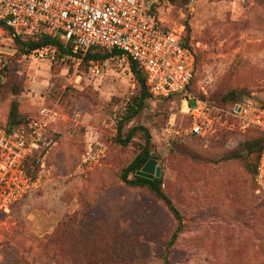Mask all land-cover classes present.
<instances>
[{
	"label": "rangeland",
	"instance_id": "374dc122",
	"mask_svg": "<svg viewBox=\"0 0 264 264\" xmlns=\"http://www.w3.org/2000/svg\"><path fill=\"white\" fill-rule=\"evenodd\" d=\"M154 4L160 25L181 30L191 46L194 73L186 93L150 98L127 122L123 116L138 85L125 60L99 62L96 78L81 61L75 78L73 60L52 48L23 54L9 34H0L9 62L0 122L13 102L24 124L41 109L54 114L27 163L38 188L10 215L0 214V264H264V193L254 191L253 157H242L243 141L254 131L239 130L215 110L238 96L264 103V0ZM188 97L212 108L205 136L189 133ZM134 127L148 131L154 161L148 174L159 169L162 190L181 217L168 250L176 220L148 190L127 187L119 177L144 144L141 132L122 143ZM89 148L102 149L103 156L87 167L82 157ZM49 214L56 223L40 228ZM110 244L106 252L118 254L117 261L100 254Z\"/></svg>",
	"mask_w": 264,
	"mask_h": 264
},
{
	"label": "built area",
	"instance_id": "2783aa9c",
	"mask_svg": "<svg viewBox=\"0 0 264 264\" xmlns=\"http://www.w3.org/2000/svg\"><path fill=\"white\" fill-rule=\"evenodd\" d=\"M157 0H0V23L20 38L40 34L60 35L71 43L66 59L74 61L72 76L80 78L78 65L90 48L118 51L141 66L152 99L186 93L193 73V56L182 44L181 30H169L150 13ZM0 34L5 29L0 27ZM0 51L1 72L6 64ZM99 62L89 63L88 76L98 77ZM190 99L191 102L188 100ZM185 98L192 118L189 133L205 136L212 127L210 108L196 98ZM217 113L237 123L238 129L254 127L262 134V147L255 167V193L264 190V104L250 97L237 98ZM54 114L41 109L39 116L8 132L0 122V214L39 186V178L27 173L31 155L42 146L43 132ZM233 125H230L232 128ZM100 148H89L82 157L87 167L99 164Z\"/></svg>",
	"mask_w": 264,
	"mask_h": 264
},
{
	"label": "trees",
	"instance_id": "16d2710c",
	"mask_svg": "<svg viewBox=\"0 0 264 264\" xmlns=\"http://www.w3.org/2000/svg\"><path fill=\"white\" fill-rule=\"evenodd\" d=\"M159 0H157L156 2H158ZM168 3H176L179 0H166ZM154 2V3H156ZM152 4L150 7V13H153L156 18L158 19L157 15L154 12V5ZM0 27H2L3 29H5V33L9 34L14 41V44L17 46L18 50L21 51V53L29 55L32 54L34 52L40 51L42 49L45 48H52L55 51L58 52V54L61 57H66L67 55L70 54L71 52V43L69 42H64L61 38L60 35L56 34V35H45V34H40L37 35L33 38H20L16 35L13 34V32L11 30H9L8 28H6L2 23H0ZM182 44L187 47L192 56H193V73H194V67H195V55L194 52L191 48V46L183 39L182 37ZM5 60H6V64L1 72L2 75V79L4 77V75L7 72L8 69V59L6 58V55L4 56ZM122 58L123 60L126 61V63L129 66L130 72L133 75L137 85H138V92L137 94L131 99V102L128 104V110H126L125 115L123 116L124 122L129 121L130 119H132L135 115H137L144 107L146 101L148 99L151 98L148 89L146 87V82H145V77L144 74L142 72L141 66L139 65V63L130 60L129 58L123 57L122 53L118 52V51H105L103 49L100 48H90L86 54L84 55V57L82 58V62L85 64H88L86 71L88 74V70H89V63L91 61H97V62H102L105 61L107 59H111V58ZM79 71V70H78ZM192 73V76H193ZM1 79V81H2ZM192 79V77H191ZM0 81V85L2 84ZM191 81V80H190ZM189 86V85H188ZM187 86V88H188ZM187 91V89H186ZM177 95H181V94H177ZM244 96H238L237 98H242ZM232 99L226 98L222 101H220L221 103L219 104L220 106H225L226 104H228L229 102H231ZM260 104H264L262 102H259ZM18 114H17V103L13 102L11 105V109L7 115V120L6 122H1V126L4 130L11 132L13 130H15L16 128L20 127L21 125H23V122H19L18 120H16ZM37 118V117H35ZM32 118V119H35ZM30 121V120H28ZM244 131L247 130H252L254 131V134L248 138L245 139V141H243V149H242V157L244 156L245 158H251L252 159V174L254 177V172H255V167L260 155V151H261V147H262V134L261 132L254 128V127H246L243 129ZM117 131L120 132L121 131V126L118 125L117 126ZM141 132L144 136V144L140 145V149L138 151V154L134 157V159H132V161L121 170L120 172V180L121 182L126 185L127 187L130 188H145L146 190H148L155 198H157L158 200H160L165 207L167 208V210L170 212V214L173 216V218L176 220L177 226L175 228V230L173 231V233L170 236L169 242L166 246L167 250L172 247V245L175 243L176 238L178 236V234L181 231V227H182V222H181V217L177 211V209L174 207V205L172 204L171 200L168 198V196L163 192L162 190V179L161 176L159 175L158 177H156L155 173L152 175L153 177L149 178V177H144L138 174V172L142 171V168L149 162L150 165H153V160L150 157V153H149V134L148 131L143 128V127H134L131 128L126 136L125 139L122 141V143H124V145H126L127 143L131 142L132 138L136 135V133ZM32 156V155H31ZM148 173V171H146ZM27 173L32 177V179H35L37 177L36 173L34 172H30L29 170L27 171ZM131 175V178H129V176ZM257 189L255 183H254V191ZM264 193V190L261 191ZM58 226L62 227V224L60 223ZM82 235H86V233H82ZM114 248L113 244H110L108 246L104 245L102 250L100 251V254H106L107 258L110 259L111 261H117L120 259V257L118 256V254L116 253H109L106 251H111V249ZM55 258V257H54ZM166 258V257H165ZM97 259L96 257H93V261L95 262ZM165 264H168L167 259H165Z\"/></svg>",
	"mask_w": 264,
	"mask_h": 264
},
{
	"label": "crops",
	"instance_id": "0c3cea01",
	"mask_svg": "<svg viewBox=\"0 0 264 264\" xmlns=\"http://www.w3.org/2000/svg\"><path fill=\"white\" fill-rule=\"evenodd\" d=\"M32 218H35L34 217V214H32L31 216ZM44 221V222H43ZM57 219L56 217H54L52 214H49V215H45L42 219H41V223H43L42 225H38L40 228L42 227H45V225H48L49 223H56ZM40 223V224H41Z\"/></svg>",
	"mask_w": 264,
	"mask_h": 264
},
{
	"label": "water",
	"instance_id": "95a60500",
	"mask_svg": "<svg viewBox=\"0 0 264 264\" xmlns=\"http://www.w3.org/2000/svg\"><path fill=\"white\" fill-rule=\"evenodd\" d=\"M234 100H237V98H235ZM149 165H150V163L148 162V163L143 167L142 171H141V172H138V174L141 175V176H144V177H149V178L153 177L152 175H149V174L146 172V171H148L147 168H148ZM154 173H155L156 177H158V176L160 175V173H159V169L156 168Z\"/></svg>",
	"mask_w": 264,
	"mask_h": 264
},
{
	"label": "flooded vegetation",
	"instance_id": "af4514ba",
	"mask_svg": "<svg viewBox=\"0 0 264 264\" xmlns=\"http://www.w3.org/2000/svg\"><path fill=\"white\" fill-rule=\"evenodd\" d=\"M147 170H148V172H150L152 170V165H149Z\"/></svg>",
	"mask_w": 264,
	"mask_h": 264
}]
</instances>
